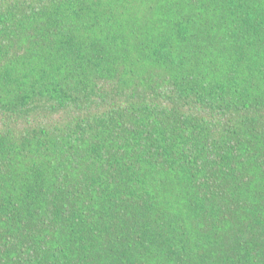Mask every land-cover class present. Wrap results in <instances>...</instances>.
<instances>
[{
	"label": "trees",
	"instance_id": "obj_1",
	"mask_svg": "<svg viewBox=\"0 0 264 264\" xmlns=\"http://www.w3.org/2000/svg\"><path fill=\"white\" fill-rule=\"evenodd\" d=\"M0 264H264V0H0Z\"/></svg>",
	"mask_w": 264,
	"mask_h": 264
}]
</instances>
